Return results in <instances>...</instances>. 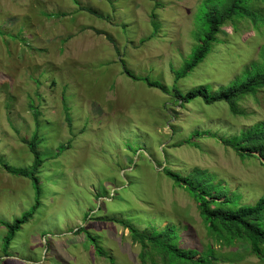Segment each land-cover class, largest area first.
Here are the masks:
<instances>
[{
	"label": "rangeland",
	"instance_id": "374dc122",
	"mask_svg": "<svg viewBox=\"0 0 264 264\" xmlns=\"http://www.w3.org/2000/svg\"><path fill=\"white\" fill-rule=\"evenodd\" d=\"M230 2L0 0V222L38 206L7 254L0 224V264H143L127 225L174 226L183 249L202 254L213 244L214 264H264L246 244L215 245L196 202L165 172L207 170L241 206L264 197L263 159H241L222 141L264 122V90L239 102L240 116L222 102L183 106L172 94L198 26ZM252 10L264 17L263 4ZM218 41L177 84L184 94L217 91L262 62L264 27L234 19ZM37 123L39 197L29 178L6 169L31 168Z\"/></svg>",
	"mask_w": 264,
	"mask_h": 264
},
{
	"label": "trees",
	"instance_id": "16d2710c",
	"mask_svg": "<svg viewBox=\"0 0 264 264\" xmlns=\"http://www.w3.org/2000/svg\"><path fill=\"white\" fill-rule=\"evenodd\" d=\"M231 2L222 11L210 12L206 16V25L195 33L198 44L194 47L189 59L180 70L175 71L176 81L173 86V96L176 100L191 103L196 99L205 102L206 105L224 103L228 105L230 112L235 116L243 113L239 110V102L245 97L256 96L264 90V48L262 50V62L260 65H252L251 69L226 87L217 91L209 85H201L184 94L178 87V83L192 74V72L204 62L212 53L213 45L218 43V35L222 27L228 22L237 20L249 21L255 30L264 27V17L254 10V5L263 4L264 0H230ZM132 76V75H130ZM150 87L157 88L163 92L167 89L160 83L150 79H142ZM35 111L36 119L39 116L38 109L31 104ZM40 125L37 123L36 132L29 143L30 152L34 158L29 169H16L6 165L9 173L15 176H24L32 182L38 197L41 194L40 179L38 173L43 167L39 146L42 142L39 134ZM206 135H210L208 132ZM215 138V134L212 135ZM222 141L231 147L241 159L254 158L264 159V122L255 125L252 129L243 132L241 136ZM253 153H257L256 157ZM167 177L177 187L183 188L196 202L199 214L203 219L207 235L210 240L218 246L234 247L237 243L246 244L250 254L264 262V197L260 198L254 205L239 204V198L230 197L229 192L222 183H214V175L207 170L196 169L188 177H181L178 173L165 170ZM39 199L37 198V203ZM38 206H34L25 213L21 219L10 224L0 222L7 229L3 240V251L8 253L16 234L35 214ZM134 243L142 246L141 258L146 264L145 258H159L162 264H214V245L210 244L208 250L202 254L196 250L181 248L180 235L177 228L170 226L162 232H140L134 227L127 225ZM99 253L102 248L96 245ZM200 255L199 258H197Z\"/></svg>",
	"mask_w": 264,
	"mask_h": 264
},
{
	"label": "clouds",
	"instance_id": "9594fccd",
	"mask_svg": "<svg viewBox=\"0 0 264 264\" xmlns=\"http://www.w3.org/2000/svg\"><path fill=\"white\" fill-rule=\"evenodd\" d=\"M254 155H257V156H259L257 153L256 154H254ZM264 160V159H263Z\"/></svg>",
	"mask_w": 264,
	"mask_h": 264
},
{
	"label": "water",
	"instance_id": "95a60500",
	"mask_svg": "<svg viewBox=\"0 0 264 264\" xmlns=\"http://www.w3.org/2000/svg\"><path fill=\"white\" fill-rule=\"evenodd\" d=\"M253 154H256V153H253ZM264 161V160H263Z\"/></svg>",
	"mask_w": 264,
	"mask_h": 264
}]
</instances>
